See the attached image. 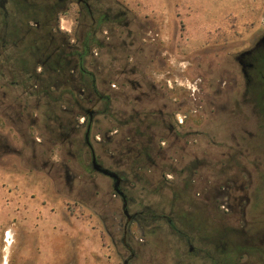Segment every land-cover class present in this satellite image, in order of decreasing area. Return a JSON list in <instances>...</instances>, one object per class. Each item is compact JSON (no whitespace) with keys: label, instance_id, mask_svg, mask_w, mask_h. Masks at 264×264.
<instances>
[{"label":"flooded vegetation","instance_id":"obj_1","mask_svg":"<svg viewBox=\"0 0 264 264\" xmlns=\"http://www.w3.org/2000/svg\"><path fill=\"white\" fill-rule=\"evenodd\" d=\"M137 5L134 0H0V126L7 129L2 133L0 128V160L14 157L24 168L54 184L64 182L71 191L88 177L99 191L94 175L108 179L122 218L108 234H120L122 264L138 263L135 229L155 218L166 221L168 233L185 248V257L179 248L167 249L165 264H264V140L248 131L236 139L230 132L227 152H211L205 142L202 150L198 146L199 157L196 138L191 146L187 141L190 135L203 136L204 131L196 130L202 121L207 128L215 120L244 116L250 107L264 116L250 99L256 98L259 79L264 81V32L236 55V76L228 69L211 80L199 76V85L186 95L182 77L174 78L167 70L163 40L153 33L165 23L152 12L150 18L137 16ZM126 31L128 36L122 38ZM121 47L129 49V70L119 66L118 71H105L96 65L105 56L121 61ZM105 72L110 79L100 90L97 81ZM111 95L127 99L117 123L119 129L120 123L128 126V147L122 131H103L104 107ZM122 147L131 164L128 173L120 169L122 157L116 166L111 164ZM216 154L230 161L229 168L221 169L227 173L201 168L205 177L196 184V158L214 160ZM143 169L150 182L161 177L172 203L188 208L183 207V215L173 206L159 216L152 210L131 211L128 193L134 185L127 175L135 177ZM196 195L204 203L212 201L218 216L207 217L208 207L207 212L202 208L199 224L204 231L191 233L177 223H194ZM223 220L241 224L230 230L238 239L229 241L222 231L217 237L211 232L212 223L222 225Z\"/></svg>","mask_w":264,"mask_h":264},{"label":"rangeland","instance_id":"obj_2","mask_svg":"<svg viewBox=\"0 0 264 264\" xmlns=\"http://www.w3.org/2000/svg\"><path fill=\"white\" fill-rule=\"evenodd\" d=\"M134 1L138 3L137 16L150 18L152 12L154 18L165 23L162 27L158 25V30L153 33L163 40L164 55L168 59L167 70L175 74L174 78L178 75L182 77L186 95L199 85L200 77L211 80L219 77L224 69L231 70L232 75L236 76V55L252 47L264 32V0ZM132 30H139V27ZM128 33L124 32L122 38L127 37ZM128 50V47H121V61H115L113 56H105L96 65L105 71H118L119 66H125L127 71L131 67L125 58ZM109 79L106 72L101 75L97 81L100 90L107 88L102 82L107 83ZM258 82L256 98L251 95L250 99L256 101L264 114V81L259 79ZM110 97L107 107H104L103 131H122L124 147H128V126L123 127V123H120V130L117 123L119 111L127 108V99H118L114 95ZM251 110L250 107L244 116L239 111V115L230 119L221 122L215 120V125H205L207 128L203 127L205 122L202 121L196 130L204 131L203 136L206 137H187L189 146L196 138V157H199L197 152L205 147V142L210 143L211 152H227L230 132L236 139L248 131L264 140V116ZM0 128L2 133L7 131L3 124ZM105 147L115 151L112 146ZM124 147L120 149L121 155L115 154L116 159L111 164L116 166L118 157H122L120 169L128 173L131 164L126 154L127 148ZM256 148L258 151V146ZM260 151H264V146ZM216 157L214 160L196 158V184L198 178L205 177L202 171H198L201 168L213 167L217 175L227 173L221 169L229 168L230 161L219 154ZM187 163L188 159H185V165ZM94 177L99 191L90 184L89 177L87 183H75L71 191L64 182L54 184L44 174L24 168L14 157L0 160V264H122L120 234H108V231H116L113 222L118 225L122 222L120 203L111 196L110 181L101 175ZM127 178L134 185L129 187L128 193L131 211L152 210L153 214L159 216L167 215L173 206L179 212L177 215H183V204L172 203L171 193L161 187L159 175L150 182V176L143 169L137 171L135 177L127 175ZM197 193H200L199 188H196ZM206 206V216H214L216 210L213 202L204 203L196 195V220L192 224L182 221L177 223V227L191 233L204 231L199 224V211L205 208L207 212ZM113 213L116 220H113ZM215 215L218 216L217 213ZM150 218L147 220L150 221ZM155 219L149 226L142 225L140 229H135L133 241L139 249V261L135 264H165L167 249L172 248H179L176 251L185 257L183 242L168 233L166 221ZM215 223H212L211 232L222 231L229 241L238 239L230 230L234 227L239 229L241 224L228 220H223L222 225Z\"/></svg>","mask_w":264,"mask_h":264},{"label":"water","instance_id":"obj_3","mask_svg":"<svg viewBox=\"0 0 264 264\" xmlns=\"http://www.w3.org/2000/svg\"><path fill=\"white\" fill-rule=\"evenodd\" d=\"M102 174L110 176V177H114V174L110 173L108 170L103 169V168H99L98 169Z\"/></svg>","mask_w":264,"mask_h":264},{"label":"bare ground","instance_id":"obj_4","mask_svg":"<svg viewBox=\"0 0 264 264\" xmlns=\"http://www.w3.org/2000/svg\"><path fill=\"white\" fill-rule=\"evenodd\" d=\"M9 242H10V241H9ZM9 242H8V243H9Z\"/></svg>","mask_w":264,"mask_h":264}]
</instances>
